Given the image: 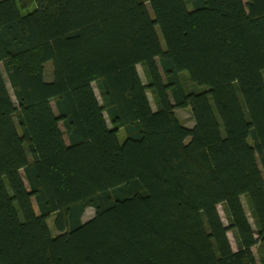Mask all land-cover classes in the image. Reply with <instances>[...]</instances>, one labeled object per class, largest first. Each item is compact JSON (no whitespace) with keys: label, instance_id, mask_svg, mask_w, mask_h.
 <instances>
[{"label":"trees","instance_id":"16d2710c","mask_svg":"<svg viewBox=\"0 0 264 264\" xmlns=\"http://www.w3.org/2000/svg\"><path fill=\"white\" fill-rule=\"evenodd\" d=\"M0 64V264H264V0H0Z\"/></svg>","mask_w":264,"mask_h":264},{"label":"rangeland","instance_id":"374dc122","mask_svg":"<svg viewBox=\"0 0 264 264\" xmlns=\"http://www.w3.org/2000/svg\"><path fill=\"white\" fill-rule=\"evenodd\" d=\"M244 1H245V0H244ZM35 7H36V5H35V3L33 2V3H32L27 9H22V12H23V13H25V12H29V11L33 10ZM159 38H160V41H161L162 46L164 47L163 40H162V37H161L160 35H159ZM0 68H1V70H2L3 76H5V73H4V70H3L1 64H0ZM137 69H138V72H139V75H140L142 81L145 82V76H144V73H143V70H142V66H141V65H138V66H137ZM45 70H46V74H47V75L50 73V70H52V64H51L50 61L47 62V63H45ZM181 77H182L183 85L185 86V88H186L187 90L202 91V90L205 89L204 86H198V85L193 86V85L190 83V81L188 80V77H187V73H186V72H182ZM7 85H8V83H7ZM92 86H93V88H94V91H95V94H96V96H97L98 101H99L101 104H103V100H102V98H101V96H100V94H99V91H98L97 87H96V82H93V83H92ZM8 88L10 89L9 85H8ZM147 95H148V98H149V101H150L151 107L154 109V108H155V105H154V102H153V99H152L151 93L148 91V92H147ZM175 113H176L177 117L179 118V120L181 121L182 124H184V125H186V126H189V127L192 126V124H193V119H192V115H191V111H190V108H189V107L176 108V109H175ZM105 116H106V120H107L108 124H110V123H109V120H108V117H107V115H106V113H105ZM61 128L63 129L62 126H61ZM117 137H118L119 142H122V141L124 140V138H125V133H124L123 129H119V130H118ZM242 203H243V206H244V208H245V211H246V213H247V215H248V217H249V221H250V223L254 226V224H253V220H252V218H251V216H250V212H249V209H248L247 202H246V200H245L244 197H242ZM217 208H218V212H219V214H220V217H221L223 223H224L225 225H227L226 214H225V211H224V209H223V206H222V205H218ZM93 214H94V210H93V208L88 207V208L85 210V212H84V214H83V216H82V220H83V221H86L87 219L91 218V217L93 216ZM53 218H54V214L50 215V216L47 218V223H48V225H49V227H50V230H51L52 234H56V233H57V230L54 228V225H53ZM227 235H228V238H229V241H230L232 247H233L234 249H236V243H235V240H234V237H233L232 232H231V231H228V232H227ZM253 250H254V252H255V254H256V249L254 248ZM257 261H258V258H257ZM258 264H260L259 261H258Z\"/></svg>","mask_w":264,"mask_h":264}]
</instances>
